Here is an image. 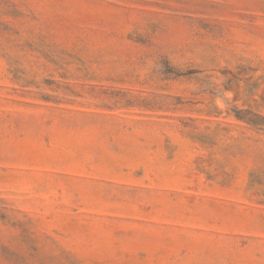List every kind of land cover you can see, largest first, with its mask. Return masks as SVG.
Masks as SVG:
<instances>
[{"label": "rangeland", "instance_id": "obj_1", "mask_svg": "<svg viewBox=\"0 0 264 264\" xmlns=\"http://www.w3.org/2000/svg\"><path fill=\"white\" fill-rule=\"evenodd\" d=\"M0 264H264V0H0Z\"/></svg>", "mask_w": 264, "mask_h": 264}]
</instances>
